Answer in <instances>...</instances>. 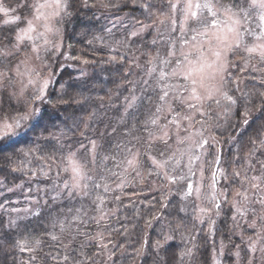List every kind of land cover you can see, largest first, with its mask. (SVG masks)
<instances>
[{"label":"snow or ice","instance_id":"snow-or-ice-1","mask_svg":"<svg viewBox=\"0 0 264 264\" xmlns=\"http://www.w3.org/2000/svg\"><path fill=\"white\" fill-rule=\"evenodd\" d=\"M17 3L18 7L26 11L30 10L31 18H25L24 27L18 26L21 16H10L9 9L0 4V13L6 18L3 24L18 26L12 30L15 33L14 37L0 34V45H3L0 46V93L3 92L5 84L12 89L6 97L0 95V154L3 152L4 145L17 144L18 141L22 140L39 121L43 120L45 112L48 113L50 119L54 117L56 112L60 111L58 105L69 103L70 90L77 88L78 82L87 75L82 70L79 76L70 77L67 81L57 79L58 74L63 71L60 58L65 61L81 59L65 51L64 31L62 27L57 26L62 24L65 18L72 16L70 0H43V2L40 0H17ZM81 4L85 8L90 6L89 0H81ZM122 5L139 9L140 15L144 17L143 21L138 17H133L132 27L134 30L130 32L133 37L151 28L156 20H159L160 24H165V21H168L167 28L170 36L171 33L179 31V37L169 40V58L161 60V64L167 66L173 63L172 58L176 57L177 40L180 42V56L176 58L175 67L171 71L160 68L156 80L159 93L155 99L151 96L137 97L135 94L125 97L126 104L121 116V123L126 122L125 118L135 121L137 110L144 107L145 100L148 101L149 105L155 103V113L149 120L144 121V130L148 133L144 152L139 149L133 150L134 146L117 145L122 149L123 156L120 159L111 158L115 161L114 166L121 171L106 169L110 176L117 178L116 188H111L107 182L92 181V177L87 172V165L78 158L77 153L83 149L91 155L92 163L95 165L98 149L96 139H92L82 132L81 135L85 137L87 144L79 141V147L75 151H68L66 155L62 154V149L65 146L60 142V137L66 135L64 132L54 137L56 143L49 141L43 146L49 154L44 157L45 164L39 169L41 175L49 178L53 165L57 166L53 180L54 189L58 188L59 191L51 199L55 201L57 197L62 195L69 198L75 195L83 199L90 196L91 190L101 188L104 193L117 190L123 193L131 183L130 176L133 179H138L140 183H144L148 177L155 176L160 182L159 187H155L154 182L152 189L159 193L156 197L157 204L151 205L153 211L145 218L146 227H151L154 221L159 220L164 215L159 209L168 210L167 215L179 216L180 213L187 212L188 205L202 199L204 173L207 166L211 169V175L208 177L210 180L208 187L211 191L204 198L207 199L211 207H201L197 204L193 216V220L198 221L201 226L207 221L208 239H204L203 243L206 245L208 240L214 239L218 231L217 221L211 215L213 210H215V217L219 218L223 211L222 206L229 204L233 229L240 228L241 222L250 228L257 229V222L259 221L256 239L249 236L246 249L247 264H253V259L258 250L264 254V244H261V241H264V88H261L258 93L244 91L240 87L241 80L230 72V68L235 67L242 72L247 71L249 61L246 59L243 67H240L230 61L229 57L231 54L235 58L243 50L249 58L258 56L260 61L264 62V0H247V6L241 0H168L166 9L163 6V0H115L113 6L119 10ZM158 5L159 7H157ZM104 6L107 7V5ZM49 8L55 10L46 11ZM157 11L164 17L163 19L156 15ZM177 13H179V21L176 17ZM154 16L156 17L155 20L153 19ZM252 17L259 21L257 24L259 32L250 30L249 21ZM137 24L140 25L138 28L135 27ZM107 31L111 33L112 29L109 28ZM156 32L160 34L158 28ZM246 36H252L255 42H246ZM95 39L102 40V37ZM4 41L7 43L5 44ZM88 43L92 44L93 41L89 40ZM153 43H156L155 39ZM29 48L30 53L28 52ZM68 48H71V45H68ZM185 48L189 50L184 51ZM21 53H24V59L19 60V63L9 71V60L18 57ZM111 59L117 58L112 57ZM82 62L88 63L87 60ZM149 63L152 64V67L148 69L147 75L151 78L152 74L157 72L155 58ZM252 71L262 73L255 79L258 80L259 86H264V67L257 69L253 66ZM17 81L20 84L18 89L15 87ZM144 83L147 85L148 81L145 80ZM252 87L257 88V85H252ZM257 94L259 99L254 101L253 96ZM83 99L87 100L88 97H83ZM76 103L80 104V101L77 100ZM213 106H215L216 115H213ZM86 108L87 105L81 104L78 109L73 110V115L66 117V120L73 119L76 111L83 112ZM254 109L261 114L260 128L256 137L250 138L251 143L248 146L247 154L241 157L239 149L243 140L237 141L236 138L240 136L238 130L250 126L253 121ZM63 111L68 112V109L65 108ZM161 113H165V115L161 117ZM94 117L95 112L87 118V121L77 122L74 120L73 128H70L69 131H73L75 134L73 129H78L81 123L87 129L89 122ZM162 118L164 123H161ZM220 119L223 120V124L219 123ZM62 123L67 126L65 121ZM197 124L200 125L199 128H196ZM148 125L152 127L149 128ZM51 126L54 127L55 125ZM135 127L134 123L132 130H135ZM213 128L219 131L215 134L209 131ZM48 130L49 124L46 122L41 128V132ZM112 131L115 132L116 128L113 127ZM181 131L187 132L188 135L182 137ZM126 134H130V132ZM172 135L176 136L178 143H187L188 145L180 153V156L172 155L165 159H159L153 155L151 152L152 145L157 141L167 145ZM225 136L227 142L238 149L233 154V163H238L237 166L232 167L231 172L225 168L223 163L221 139ZM45 139L48 138L45 137ZM134 139L139 140L140 137L137 136ZM39 147L37 145V148ZM213 148H215L213 158L206 160L209 151ZM36 150L30 148L24 152V155L28 157ZM58 152H61L59 160L56 158ZM160 155L163 156V153L161 152ZM109 158L105 156L104 160ZM147 162H150V168L146 166ZM182 165L186 171L176 174L177 169L181 168ZM61 172L70 173V179L57 183ZM197 172H199V179L194 180L193 177H196ZM33 176H35V170H33ZM101 179L106 181L107 178L101 177ZM90 181H92L91 185ZM221 181L224 182L223 186H221ZM181 183L184 184V187H174ZM234 187L236 191L232 193ZM230 193H232L231 197ZM114 198L119 201L121 197L116 195ZM105 200L106 197L97 191L93 203L96 205V211L100 214L90 219L98 227L102 221H106L108 214L104 209ZM181 201L186 203L182 204ZM254 204L260 206L259 215L252 207ZM157 205H159V209H157ZM111 211L114 215L116 209ZM250 212L253 215L251 222L248 221ZM32 215L40 217L41 213L36 211ZM137 215L139 216V212ZM73 219L80 220L85 226L88 224V221L83 220L80 216ZM52 226L53 228L58 226L61 234L65 232L71 234L72 225H66L62 220L53 221ZM3 227L4 225L0 223V229ZM7 227L11 230L20 226L15 219H10ZM176 227L179 228L180 225L177 224ZM192 228H195V224L192 225ZM47 234L52 241L60 242L65 250L71 249V251H64L57 255L49 253L55 264H97L96 257L101 255L100 252L82 253L83 259L75 254L76 249L72 248V244L76 235L84 238V241L79 244L80 249L88 247V241H94L93 247L102 249L103 252L107 253L108 260H112L114 256V252L104 242L106 233L102 230L92 235L77 229L76 235H73L66 244L63 243L61 235L56 232ZM198 236H200L199 230L193 233L189 229V235H182V239L195 241ZM174 238V234L162 232L161 237L151 243L145 233L143 242L136 249V255L142 256L149 248L158 255L159 250L168 245ZM40 245L39 239L30 241L25 238L15 242V247L20 252L33 253L40 248ZM258 245H260L259 249ZM235 247L237 249L234 253L235 264H240V246L236 245ZM195 248H197V244L193 243L191 248L185 247L181 251L180 264H184L185 257H192ZM224 248L225 244L221 240L218 249L219 255L224 254ZM213 251L215 253L217 249L214 247ZM35 260L36 256H30L29 264ZM0 264H4L3 259H0Z\"/></svg>","mask_w":264,"mask_h":264},{"label":"trees","instance_id":"trees-1","mask_svg":"<svg viewBox=\"0 0 264 264\" xmlns=\"http://www.w3.org/2000/svg\"><path fill=\"white\" fill-rule=\"evenodd\" d=\"M0 4L9 9L10 16H21L19 24L29 17L30 10L26 11L18 7L17 0H0ZM70 4L72 16L65 18L63 23L58 24V26L62 27L64 31L65 51L81 59L65 61L60 58L63 71L58 74L57 79L67 81L70 77L79 76L82 70L87 75L78 82L77 88L70 90L69 103L58 105L60 111L56 112L54 117L50 119L48 113L45 112L43 120L39 121L22 140L18 141L17 144L3 146V152L0 154V205H2L0 207V223L4 227L0 229V241H3V243H0V259L4 260V264H29V257L34 255L36 260L32 261L31 264H55L49 253L57 255L62 254L64 251H71V249L65 250L60 242L52 241L47 233L56 232L61 235L63 243L66 244L72 239L73 235H76L77 229H79L92 235L100 230L106 233L104 242L114 252L112 260L107 259V253L103 252L102 249L93 247L94 241H88V247L80 249L79 244L84 241L83 236L76 235V239L72 244V248L76 249L75 254L82 259L84 258L81 255L82 253L100 252L101 255L96 257L97 264H180L181 251L185 247L191 248L193 243L197 244V248L193 249L191 258H184V264H216L218 261H221L222 264H235L236 245L240 246V264H247V245L245 242L249 239V236L256 235V231L259 229V221L257 222V229L250 228L243 223L240 228L233 229L231 206L229 204L222 206L223 211L219 218L215 217V210H213V218L217 221L218 231L215 238L208 240L206 245L203 240L208 239V231L206 232L205 228L201 230L200 226L198 227L196 221L193 220L195 209L194 211L187 210L186 213H180L179 216L167 215L168 210L159 209V205H157V209L164 215L159 220L154 221L151 227H146L145 218L153 211L151 205L157 204L156 197L159 195L158 192L152 190L154 182L155 187H159L160 184L155 176L148 177L144 183H140L138 179H133L130 176L131 183L123 193H120L119 190L104 193L101 188L91 190L90 196L83 199L75 195L71 198L62 195L57 197L55 201L51 199L59 191L58 188L54 189L53 180L57 166L53 165L49 178L43 177L39 169L45 164L44 157L49 154L43 146L49 141L56 143L54 137L59 136L61 132L66 133L65 136L60 137V142L65 146L62 149L64 155L68 151H75L79 147V141L87 144V140L81 135L82 132L86 136L97 140L98 149L95 165L92 163L91 155L87 154L85 150L81 149L77 155L81 162L87 165V172L92 177V181L107 182L111 188H116L118 181L116 177L110 176L106 169L121 171V169L114 166L115 161L111 158L120 159L123 156L122 149L117 145L134 146L133 150L139 149L144 152L148 141V133L144 130V121L149 120L152 114L155 113V103L149 105L148 101L145 100L144 107L137 110L135 121L125 118L126 122L121 123V116L126 104L125 97H129L130 94H135L137 97L151 96L155 99L157 94L152 88L153 83L148 82L147 85L144 83L145 80L148 81L149 77L143 71V66L146 70L151 68L152 64L149 61L158 54L159 41H163L161 36L155 35L153 26L138 36L133 37L130 35V32L134 30L132 27L133 17L144 20L139 9L122 5L118 10L113 6L115 0H89L90 6L87 8L82 6L81 0H74V2L70 0ZM167 4L168 0H163L165 9ZM104 5H107V7ZM156 15L160 18L163 17L159 11L156 12ZM4 19L5 17L0 13V24L3 23ZM153 19L155 20L156 17L154 16ZM157 22L158 20L153 25H156ZM139 26L138 24L135 25L136 28ZM109 28L112 29L111 33L107 31ZM12 30L7 35L13 37L14 31ZM4 31L0 26V34L5 35ZM96 37H102V40H97ZM154 37L156 38L155 44L153 43ZM89 40H92L93 43L89 44ZM4 43L6 44L7 41H4ZM68 45H71V48H68ZM22 54L13 60L21 58ZM239 55L241 58L236 60L231 57L230 61L243 67L244 61L247 59L249 61L248 70L242 72L239 68L233 67L230 68V72L241 80L240 87L244 91L258 93L264 86H259L255 77L262 75V73L259 71L253 72L252 67L255 66L257 69L260 67L252 65L251 58L245 53L242 52ZM112 57L117 59H111ZM83 60H87L88 63H83ZM252 85H257V88H253ZM83 97H88V99L85 100ZM258 99V94L253 96L254 101ZM77 100L80 101V104L76 103ZM81 104L87 105L85 111H76L73 119L66 120V117L73 115V110L78 109ZM65 108L68 109V112L63 111ZM93 112H95V117L89 122L87 129L81 123L78 129H73L75 134H73V131H69L70 128H73L74 120L77 122L87 121V118L92 116ZM260 116L261 114L254 109L253 121L250 126L238 130L240 136L236 139L237 141L243 140L239 149L241 157L247 154L248 146L251 143L250 138H255L258 134L261 122ZM62 121H65L67 126ZM46 122L49 124V130L42 133L41 128ZM134 123L136 127L135 130H132ZM51 125L55 126L52 127ZM113 127L116 128L115 132L112 131ZM148 127L151 128L152 126L148 125ZM129 132L130 134H126ZM137 136L140 137L139 140L134 139ZM45 137L48 139L46 140ZM221 143L223 145L224 166L231 172L232 167L237 166L238 163H233V154L238 149L227 142L226 136L221 139ZM156 144L159 145L156 142L151 148L153 155L161 156L160 153L163 149L167 151L165 145H161L164 146L162 148L160 145V147L155 146ZM37 145L40 147L37 148ZM30 148L37 150L26 157L24 152ZM210 152L211 155L208 156L207 160L213 158L215 148L211 149ZM105 156L110 158L104 160ZM60 157L61 152H58L56 154L57 160ZM146 166L150 168V162H147ZM257 167L259 166L257 165ZM207 168L210 172L211 169ZM33 170H35V176H33ZM206 173L208 175L207 170ZM101 177H106V181L102 180ZM66 179H70V173L61 172L57 183H62ZM92 181L89 182L90 185ZM223 183L221 181V186H223ZM43 187L49 192L51 190V193L47 195V203L40 196L42 195L40 189ZM233 189L236 190L235 187ZM97 191L106 197L104 209L108 213L106 221H102L99 227L90 219L100 214L96 211V205L93 203ZM27 195H33V198L39 196L38 203L37 201L34 203L28 201ZM116 195H120L119 201L115 200ZM17 199L23 200L21 207L24 209H16L18 206ZM181 203L183 204V201ZM112 209H116L114 215ZM36 211L41 213L40 217L32 215ZM137 212H139V216ZM77 216L87 220V226L80 220L73 219ZM10 219H15L20 227L9 230L7 224ZM61 220L66 225H72L71 234L68 232L61 234L58 226L53 228V221ZM177 224L180 225L179 228L176 227ZM193 224H195V228H192ZM126 228L127 231H125ZM189 229L193 233L197 230L200 231V236L195 241H184L182 239V235H189ZM162 232L164 234H174L175 238L160 249L158 255L151 248L147 249L142 256L136 255V249L143 242L145 233L150 242L154 243L156 239L161 237ZM25 238L30 241L39 239L41 241L40 248L33 253L20 252L15 247V242L18 239L23 240ZM221 240L225 244L222 256L218 252ZM261 244H264V241H261ZM214 247L217 249L215 253L213 251ZM253 264H264V254L259 253L258 258L253 259Z\"/></svg>","mask_w":264,"mask_h":264},{"label":"rangeland","instance_id":"rangeland-1","mask_svg":"<svg viewBox=\"0 0 264 264\" xmlns=\"http://www.w3.org/2000/svg\"><path fill=\"white\" fill-rule=\"evenodd\" d=\"M40 2H43V0H40ZM241 2H243L244 4H245V6H247V0H241ZM55 9L54 8H49V9H46V11H48V12H52V11H54ZM176 17H177V20L179 21V13H177L176 14ZM31 18V15H29V17H28V19H30ZM164 17H161V19H163ZM6 19V18H5ZM57 19H59V18H57ZM4 21V20H3ZM259 23V21L255 18V17H252L251 19H250V21H249V24H250V30L251 31H255V32H259V28H257V24ZM167 25H168V21H165V24H160L159 23V20H158V22H157V24L156 25H153V31L155 32V35H159V36H161L162 38V42H160L159 41V45H158V49H159V51H158V54L154 57L155 58V62H156V64H157V72H155V73H153L152 74V77L151 78H148V82H151V83H153L152 84V88L154 89V91L156 92V94L157 93H159V87L157 86V84H156V80H157V77H158V73H159V70H160V68H165V70L166 71H171V69L172 68H174L175 67V60H176V58H178L179 56H180V42L177 40V49H176V57H173L172 58V60H173V63H171L170 65H167V66H165V65H163V64H161L160 63V61L161 60H163V59H168L169 57H168V52H169V50H170V45H169V40L170 39H173V38H176V37H179V35H180V33H179V31H177V32H174V33H171V36L169 35V32H168V28H167ZM0 26H1V28L2 29H4L5 31V35H7L8 33H11V29H15V28H17L18 26L19 27H24L25 26V20H24V22H21V24H19L18 26L17 25H4L3 23L2 24H0ZM58 26V25H57ZM159 29V33L160 34H157V32H156V29ZM14 35H15V33H13V37H14ZM154 39L156 40V38L154 37ZM246 42H248V43H253V42H255L254 41V38L252 37V36H246ZM0 46H3V45H0ZM189 49L188 48H185L184 49V51H188ZM28 52L30 53V48L28 49ZM245 53L246 55H247V53L246 52H244L243 50H241L240 51V53ZM157 57V58H156ZM231 57H233L231 54H230V57L229 58H231ZM239 58H241L240 57V55L239 56H236L235 57V59L237 60V59H239ZM21 59H24V53L22 54V57L21 58H19V59H17V60H13V59H10L9 60V62H8V68H9V71H11L13 68H14V66L17 64V63H19V60H21ZM251 61H252V65H257L258 67H264V62H261L260 61V58L258 57V56H254V57H251V59H250ZM37 64H39V62H36ZM142 65V64H141ZM143 66V65H142ZM152 67V66H151ZM143 71L147 74V71L148 70H146L145 69V67L143 66ZM149 69V68H148ZM174 83L176 82V81H173ZM182 82V81H181ZM19 86H20V84H19V81H17L16 83H15V87L18 89L19 88ZM11 87L9 86V85H7V84H5V86H4V90H3V92L2 93H0V95H4L5 97L7 96V94L9 93V92H11ZM13 105L15 106V102L13 101ZM22 107V106H21ZM177 107H179V106H177ZM161 115V117H163L164 115H165V113H161L160 114ZM213 115H216V110H215V106H213ZM165 121L163 120V118L161 119V123H164ZM219 123H221V124H223V120L222 119H220L219 120ZM200 127V125L199 124H197L196 125V128H199ZM154 131H157L158 132V129H154ZM175 130H174V128H173V132H174ZM209 131H211V132H213L214 134L215 133H217L219 130L218 129H215V128H213V129H209ZM180 135L183 137V136H186V135H188V133L187 132H183V131H181V133H180ZM157 143L161 146V145H165V144H163V143H161V142H158L157 141ZM159 145H155V146H159ZM159 146V147H160ZM187 143H178L177 142V138H176V136L175 135H172V137H171V139L169 140V142H168V144L167 145H165V149L167 150V151H164V149H163V151H162V153H163V156H158V155H155V156H157L159 159H165V158H167V157H169V156H172V155H175L176 157H179L180 156V153L183 151V150H185L186 148H187ZM162 148L164 147V146H161ZM165 152H167L168 154L166 155V153ZM212 152V151H211ZM211 152L209 151V154H208V156L209 155H211ZM208 156L205 158L206 160H207V158H208ZM185 160H186V157H185ZM206 170L208 171V175H207V173H206ZM181 171H186V169H184L183 168V165L181 166V168H178L177 169V173L176 174H179ZM204 175H205V179L203 180V188H202V199L201 200H199V201H194V203L193 204H190V205H188L187 206V210H191V211H194V209L196 210V205L198 204L199 206H201V207H211V205L208 203V201H207V199L206 198H204V197H206L208 194H210V188L208 187V185H209V183H210V180L208 179V177H210V175H211V171L209 172V170H208V168H207V166L205 167V173H204ZM193 179L195 180V179H199V172H197V175H196V177H193ZM174 187H176V188H181V187H184V184L183 183H181V184H178V185H175ZM246 187V186H245ZM236 190H234L233 189V191H232V193H234ZM40 192H42V195H40V196H42L43 197V199H44V201H47L48 200V198H47V195L49 194V193H51V190H50V192L45 188V187H43L42 189H40ZM232 193H230V197H231V194ZM34 194H35V192H34ZM33 194V195H34ZM33 195H27L26 196V198H27V200L28 201H30V202H32V203H34V202H36L37 200H39V196L38 197H36V198H33L34 196ZM77 197V196H76ZM237 199H240L239 197H237ZM17 202H18V206L16 207V209L17 210H19V209H24L23 207H21L22 206V204H23V200H19V199H17L16 200ZM31 203V204H32ZM184 203H186V202H184L183 201V204ZM255 210H256V213H257V215H259L260 214V206L258 205V204H254L253 206H252ZM195 215V214H194ZM212 217H214V212H212ZM252 217V218H251ZM253 219V215H252V213L250 212L249 214H248V221L250 220H252ZM249 221V222H250ZM243 222H241V224H242ZM196 224H197V226L199 227L200 226V229L202 230L203 228H205V230H206V232H207V221H205V224L204 225H200L199 224V222L198 221H196ZM244 224V223H243ZM252 237V239H256V235L255 236H251ZM246 245L248 246V243H249V239H247L246 240ZM258 247V249H259V247H260V245H258L257 246ZM259 250L257 251V253L255 254V257L254 258H258V255H259ZM219 262V264H222V262L221 261H218ZM217 264V263H216Z\"/></svg>","mask_w":264,"mask_h":264}]
</instances>
